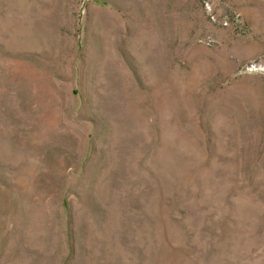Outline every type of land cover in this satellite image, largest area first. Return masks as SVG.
<instances>
[{
  "label": "rangeland",
  "instance_id": "374dc122",
  "mask_svg": "<svg viewBox=\"0 0 264 264\" xmlns=\"http://www.w3.org/2000/svg\"><path fill=\"white\" fill-rule=\"evenodd\" d=\"M0 264H264V0H0Z\"/></svg>",
  "mask_w": 264,
  "mask_h": 264
}]
</instances>
